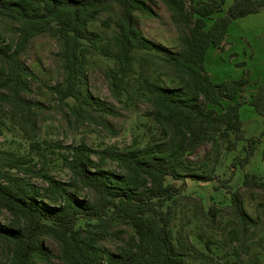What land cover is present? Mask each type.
<instances>
[{"label":"trees","instance_id":"obj_1","mask_svg":"<svg viewBox=\"0 0 264 264\" xmlns=\"http://www.w3.org/2000/svg\"><path fill=\"white\" fill-rule=\"evenodd\" d=\"M112 1L120 6L112 30L114 62L106 72L114 97L126 99L132 91L130 76L140 50L146 54L147 50H162L160 58L185 81L186 89L152 80L143 67L147 59L139 60L137 88L149 95L153 105L149 114L165 139L157 141L159 135L153 134L144 145L134 140L124 149L113 145L97 148L84 139L74 144L39 140L37 111L41 104L27 95L39 76L20 55L30 39L44 31L61 40L64 70L63 81L46 84L47 88L75 122L87 120L115 131L95 111L102 115L119 112L94 94L86 80L88 53L106 51L104 35L91 28L90 22ZM162 1L187 29L180 52L146 37L138 27L134 12H151L146 0H0V14L18 23L16 39L0 44V101L9 106L29 137V150L39 157L47 151L57 152L72 175L70 181H64L44 164L33 167L31 155L0 150V206L10 214L7 222L0 221V241L8 249L0 264H52V251L43 241L46 236L57 241L59 257L66 264H188L196 257L195 245L181 233L176 235L172 227L182 191L175 180L184 182L188 176L212 179L211 173L195 169L185 173L186 155L209 138L221 137L228 151L243 138L238 96L247 82L244 77L213 80L205 68L206 53L211 46H222L233 19L264 9V0H231L229 4L225 0ZM249 102L264 114V80L255 86ZM255 143L254 138L249 140L232 164L244 167ZM107 159L115 161L124 174L105 167ZM11 168L38 176L44 184L13 173ZM243 183L264 188L263 177L254 172L245 171ZM80 184L94 193L91 200L77 192ZM225 184L221 179V185ZM230 197L242 231L255 226L234 190ZM119 222L131 224L134 232L118 251L102 247L100 240L124 232L114 229Z\"/></svg>","mask_w":264,"mask_h":264},{"label":"rangeland","instance_id":"obj_2","mask_svg":"<svg viewBox=\"0 0 264 264\" xmlns=\"http://www.w3.org/2000/svg\"><path fill=\"white\" fill-rule=\"evenodd\" d=\"M229 4L231 0H225ZM150 13L141 10L134 12V18L142 33L169 47L175 52L183 49L182 37L186 27L162 0H146ZM120 6L112 1L90 22V27L100 31L104 37L105 52L88 53L86 80L89 89L102 99L110 102L118 114H104L95 111L96 116L110 121L115 129L108 131L101 124L87 120L74 121L68 108L60 105L46 84L62 82L61 40L50 32L44 31L33 36L20 55L21 61L28 64L39 76L32 82L27 94L40 102L37 111V134L39 140L74 144L84 139L93 147L102 148L113 145L124 149L135 142L141 146L153 135L165 139L159 133V125L149 114L153 109L149 95L137 88L136 70L139 60L146 58L144 66L152 80L164 85L187 88L180 74L161 58L162 50L136 52L134 71L130 76L131 89L128 98L118 100L111 93L106 72L113 64L112 30L114 19ZM107 22V24H106ZM18 23L11 17L0 14V44L12 43L17 36ZM150 56V57H149ZM205 68L215 81L244 77L247 79L245 90L238 96L241 100L239 115L242 121L243 138L239 139L233 150H227L221 137L209 138L195 150L186 155L184 172L193 169L201 173H211L210 180H196L189 176L185 181L175 180L182 191L175 208L172 227L176 235L181 233L190 244L196 247V257L188 264H264V188L247 186L243 183L244 172H254L264 179V114L258 113L249 102L255 86L264 80V9L235 18L231 21L221 47H209L205 57ZM202 100V98H200ZM255 139L254 152L244 167L233 165L236 155L244 153L243 146ZM29 137L23 131L18 119L10 114L9 106L0 101V150L15 154L31 155L29 162L38 168L44 164L57 178L70 181L72 175L57 152L47 151L39 157L29 150ZM43 162V163H42ZM104 166L123 175L124 171L115 161L107 159ZM18 175L44 184L38 176H30L11 168ZM221 179L226 180L225 186ZM215 185H218L215 188ZM229 186V187H227ZM234 190L248 213L256 221L255 226L242 231L231 208V191ZM82 197L91 200L94 193L83 185L77 186ZM9 212L0 206V221L9 220ZM123 229L119 235H109L99 241L102 247L118 251L125 245L129 235L134 232L129 223H117L114 229ZM52 251V264H66L59 257V244L49 236L43 239ZM207 242V243H206ZM7 246L0 241V262L6 260ZM35 264H49L38 261Z\"/></svg>","mask_w":264,"mask_h":264}]
</instances>
